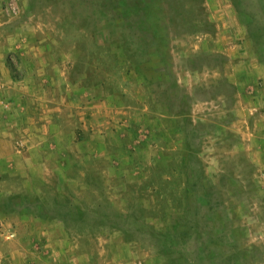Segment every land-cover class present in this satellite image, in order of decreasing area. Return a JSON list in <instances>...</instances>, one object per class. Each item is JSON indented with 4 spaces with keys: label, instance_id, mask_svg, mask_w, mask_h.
I'll return each mask as SVG.
<instances>
[{
    "label": "rangeland",
    "instance_id": "374dc122",
    "mask_svg": "<svg viewBox=\"0 0 264 264\" xmlns=\"http://www.w3.org/2000/svg\"><path fill=\"white\" fill-rule=\"evenodd\" d=\"M0 264H264V0H0Z\"/></svg>",
    "mask_w": 264,
    "mask_h": 264
}]
</instances>
